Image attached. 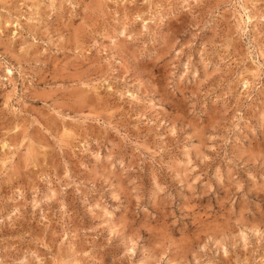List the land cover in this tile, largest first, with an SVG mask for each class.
<instances>
[{"label": "rangeland", "instance_id": "rangeland-1", "mask_svg": "<svg viewBox=\"0 0 264 264\" xmlns=\"http://www.w3.org/2000/svg\"><path fill=\"white\" fill-rule=\"evenodd\" d=\"M0 264H264V0H0Z\"/></svg>", "mask_w": 264, "mask_h": 264}, {"label": "bare ground", "instance_id": "bare-ground-1", "mask_svg": "<svg viewBox=\"0 0 264 264\" xmlns=\"http://www.w3.org/2000/svg\"><path fill=\"white\" fill-rule=\"evenodd\" d=\"M9 75V74H8Z\"/></svg>", "mask_w": 264, "mask_h": 264}]
</instances>
